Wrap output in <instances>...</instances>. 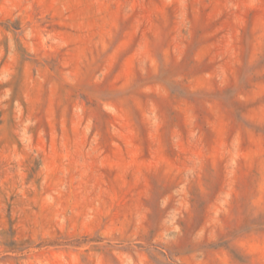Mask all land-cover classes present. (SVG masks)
<instances>
[{
	"label": "rangeland",
	"instance_id": "374dc122",
	"mask_svg": "<svg viewBox=\"0 0 264 264\" xmlns=\"http://www.w3.org/2000/svg\"><path fill=\"white\" fill-rule=\"evenodd\" d=\"M0 264H264V0H0Z\"/></svg>",
	"mask_w": 264,
	"mask_h": 264
}]
</instances>
